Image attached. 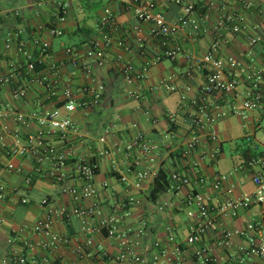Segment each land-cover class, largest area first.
<instances>
[{
	"label": "crops",
	"instance_id": "crops-1",
	"mask_svg": "<svg viewBox=\"0 0 264 264\" xmlns=\"http://www.w3.org/2000/svg\"><path fill=\"white\" fill-rule=\"evenodd\" d=\"M37 1L0 0V74L10 72L14 66L19 68L9 84L0 86V121L8 127L0 142V177L6 188L0 193V257L10 254L27 258L45 257L42 264H115L114 256L120 249V242L107 236L104 231H95L90 235L85 233L73 213L63 217L51 214L54 231L67 236L68 242L55 249L43 247L47 238L31 230L33 223L45 215L47 208L56 211L65 206L71 209L78 202L61 191V183L34 170L36 166L45 170V162L38 164L30 151L23 154L10 152V148L15 147L16 139L19 141L16 143L25 145L40 126L34 119L22 123L8 111L28 114L34 109L60 107L63 101L61 87L65 83L69 84L76 101L89 102L94 88L101 83L104 89L97 102L77 106L69 114L75 123V131L65 135H43L46 141L53 143L67 157L69 174L64 183L81 185V181L73 177V159L83 156L95 161L97 169L92 184L103 214L114 213L122 226L133 229L142 227V233L137 237L140 243L136 248L149 257L159 248L172 245L168 240L171 232L174 240L180 242L183 248L180 264H205L193 255V250L198 246L206 248L215 258L216 264H264V259L239 250L240 246L245 249L248 245L240 231L247 222L259 217L261 210L257 205L242 208L235 216L217 217L199 242L190 246L184 244L185 237L197 219L194 206H188L185 201L190 190L201 193L212 205L253 190L251 175L244 167L243 160L246 153L261 150L259 143L264 138V101L259 107L244 111L245 117H241L230 112L227 104L229 95H216L214 100L226 113L212 126L217 134L216 140H210L203 133L198 148L183 155L181 151L189 139L191 123L188 106L180 100L184 85L190 84L192 87L188 96L198 94L203 86L205 70L196 66L194 58H200L207 51L217 36L214 29L216 22L225 14L242 16L245 28L236 32L229 28L220 31L218 55L222 58L233 56L244 63L251 60L256 64L264 62V41L254 44L248 42V37L254 34L264 40V0H250L251 5L248 7L243 5L242 0H148L154 9L163 13L168 22L175 21L183 14L186 3H192L194 15L199 18L200 32L193 34L186 23L175 39V43L182 47L181 52L174 58L161 59L150 65L146 78H132L131 81L124 80L119 71L120 66L127 64L131 73L137 74L144 60L159 54L164 48L163 41H166L161 37L150 38L144 44V52H140L134 33L128 30L138 22L132 15L131 0H67L65 19L60 23L55 19L52 0L40 4ZM106 12L111 13L122 26L114 38H121L123 45L112 42L105 49L102 64L94 60L87 61V73L72 65L64 48L73 46L83 54L92 40L101 42L96 23ZM51 23L59 25L61 35L51 36L47 32L46 26ZM39 25L43 27L37 29ZM14 31H18V39L35 60L32 75L20 72L26 59L17 52L18 40L13 39L8 48L4 47L6 34ZM34 37L48 45L49 54L45 60L38 59ZM187 71L192 73L191 77L186 76ZM37 76H44L55 86L57 93L49 96L46 87L30 80ZM165 77L169 78V84L176 87L175 90L164 88L160 81ZM18 83L26 85L23 99L14 98L11 93ZM129 91L135 94L130 95ZM236 102L239 105L240 98ZM60 111L61 115L66 114L63 108ZM172 113L175 114L174 122L169 121ZM137 131L158 146L157 158L150 165L153 174L141 189L125 185L119 180L118 171L124 172L128 179H133L134 173L126 172L132 157L114 148ZM250 144L255 145V148L251 149ZM214 146H218L219 154L215 160H211L206 153ZM103 149H109L110 152L99 154ZM201 153L205 156L201 157ZM193 161L198 163L200 173L205 177L202 184L191 183L177 192L165 189L155 197H150L152 181L160 167L169 175L173 170L186 169ZM9 162L20 170L6 169ZM217 173L223 174L225 178L218 188H214L212 181ZM28 177L30 181L26 182ZM128 195H133L134 201L129 205L128 215L123 216L122 204ZM23 197L27 199L26 202L21 201ZM42 198L47 199V204H41ZM92 202L93 198H86L79 204L89 206ZM187 211L193 214L189 215ZM89 223L94 224V219ZM19 227L24 230L16 233ZM226 229L232 232L231 244L222 246L217 241ZM88 237H91V243L85 244ZM130 238L135 239V233ZM78 242L81 250L77 249ZM25 264L31 263L27 261Z\"/></svg>",
	"mask_w": 264,
	"mask_h": 264
},
{
	"label": "built area",
	"instance_id": "built-area-1",
	"mask_svg": "<svg viewBox=\"0 0 264 264\" xmlns=\"http://www.w3.org/2000/svg\"><path fill=\"white\" fill-rule=\"evenodd\" d=\"M46 0H38L37 3L45 2ZM55 5V19L57 23L64 21L65 14L68 8L67 0H52ZM245 7L251 5L250 0H242ZM130 8L132 15L137 19V23L132 25L130 29L137 41L140 52H144V44L150 38L161 37L163 38L164 48L157 55L144 60L141 70L137 74H132L129 66L124 64L120 66L119 71L126 81H131L132 78H146L147 70L150 65L165 58H174L181 52L182 47L179 43H175L177 32L183 28L186 23L190 31L197 35L200 32L199 18L194 15V5L190 2L186 3L183 8V14L180 15L175 21L168 22L165 20L163 13L154 9L148 0H131ZM51 23L46 26L47 32L51 36L62 34V29L58 24ZM43 25H39L37 29H41ZM225 28L236 32L245 28L242 16H234L232 14H225L219 17L214 29L217 36L211 41L207 51L200 58L195 59V64L198 68L205 70V82L201 87L198 94L188 96L192 91L190 84L183 86L180 91V100L188 106V115L191 123V133L189 139L185 142L181 153L183 155L196 150L199 146L200 135L205 133L208 138L215 141L217 134L212 128L213 124L226 113L220 108V105L214 100L218 94L224 93L229 95L227 104L230 112L233 114L245 117L244 111L259 107L264 101V62L256 64L251 60L249 63H244L242 60L233 56L222 58L218 55L219 35ZM96 30L101 38V42L92 40L85 52L79 53L76 47L66 46L64 48L65 54L71 58V63L74 67H79L85 72H89V64L87 61L94 60L98 64L104 61L105 49L115 42L117 45L122 46L121 38H114V35L122 30V26L115 20L111 13H104L96 23ZM18 31L7 33L4 40V47L8 48L12 40L16 42V49L19 54L25 57L26 61L21 69V73L32 75L34 71V59L28 50L24 47L22 41L18 39ZM249 44L263 42L264 40L260 35H250L248 37ZM33 44L38 49V59L45 60L48 57V45L42 42L38 37H34ZM192 60V59H191ZM19 68L12 67L10 72L0 74V86L9 84L11 79L17 75ZM20 74V73H19ZM187 77H191L190 71L186 72ZM39 84L46 87L49 96H54L57 89L52 83L48 82L44 76H37L31 78ZM161 84L166 90H175L173 84H169V78L161 79ZM104 89L103 84H98L93 91V95L89 102H78L75 99L74 93L68 83L61 87V96L63 101L60 107L54 106L51 109L40 110L34 109L28 114L22 112H11L14 119L27 123L29 119H34L38 122L40 129L37 130L35 136L28 138L29 142L26 144H19L18 139L15 141V147L10 148V152L23 154L25 152L31 153L36 162H45L47 167L45 170L39 169L38 166L34 170L48 179L61 183V191L70 195L73 201L78 204L71 209L65 206L60 207L58 210L47 208L43 217L39 218L31 226V230L35 233L43 234L47 240L43 244L44 248L55 249L58 246L68 242V237L54 231L53 217L51 214H57L63 217L73 213L79 219L81 230L87 234L95 231H104V233L117 239L120 242V249L114 256L115 264H180L183 259V248L180 242L174 240L173 234L170 232L168 240L171 241V246H164L157 250V252L149 257L144 253L137 250L140 240L137 238L142 233V227L136 229L127 225H121L120 220L117 219L114 213L103 214L102 205L97 201L96 190L92 184V180L97 169V163L88 157L78 156L72 160L73 177L81 181V185L76 186L72 184H65L64 181L68 176V161L65 154L57 149V147L45 140L43 135L46 133H59L65 135L69 132L75 131V123L69 114L76 109L77 106H86L87 104L95 103L99 100L100 95ZM11 93L14 98L23 99L26 95V85L16 84ZM130 95H134L133 91H129ZM240 98V104H237V99ZM60 108L66 112L61 115ZM2 113L0 111V117ZM175 114L169 115V121L174 122ZM8 131L7 125L0 121V142L4 138L5 132ZM248 138V136H246ZM103 138H100L102 140ZM262 147L261 150L251 153L243 160L244 167L250 172L253 190L245 192L239 196L228 198L225 201L217 204H210L206 198L198 191L190 190L186 195V204L194 206L197 213V219L192 224L189 233L184 239L185 245H193L200 241L202 235L213 224L217 217L235 216L242 208H247L252 205H257L260 208V215L247 222L245 228L240 231L248 241V245L239 247V250H244L250 255L264 259V138L259 143ZM251 149L255 145H249ZM116 150H121L127 157L131 158V163L128 165L126 172H133V179H128L124 172H119V180L125 185L132 186L136 189H141L143 183L151 178L153 171L150 165L156 160L158 155V146L148 139L142 132L137 131L133 133L123 144L114 146ZM109 149L99 151V154L109 153ZM219 154L218 146H214L206 153V156L215 160ZM201 157L205 154L201 153ZM115 168V165H113ZM8 170L19 171V167L9 162L6 165ZM225 176L223 174H215L212 181V186L218 188ZM29 177L26 182H29ZM205 177L200 173L197 162H192L186 169L173 170L168 175V184L166 190L177 192L181 188L191 183L196 185L202 184ZM4 183L0 177V193L5 191ZM93 198V202L89 206L79 204V201ZM22 202L27 199L23 197ZM134 201L133 195H128L122 204V214L127 216L129 213V205ZM41 204H47V199L42 198ZM192 215V211H187ZM94 219V224L89 221ZM169 229V228H168ZM23 227H19L16 233L23 231ZM135 233L136 238L131 239L130 236ZM232 232L229 229L223 230L217 243L222 246H229L231 244ZM10 239H8L9 241ZM91 243V237H88L85 244ZM81 244L78 242L77 249L81 250ZM194 257L205 264H216L215 258L204 247L198 246L193 250ZM46 258H29L23 255L10 254L0 257L1 264H25L29 261L31 264H42ZM241 261V258L240 260Z\"/></svg>",
	"mask_w": 264,
	"mask_h": 264
},
{
	"label": "trees",
	"instance_id": "trees-1",
	"mask_svg": "<svg viewBox=\"0 0 264 264\" xmlns=\"http://www.w3.org/2000/svg\"><path fill=\"white\" fill-rule=\"evenodd\" d=\"M247 155L248 154L246 153L245 158L247 157ZM167 184H168V175L164 170V168L160 167L153 178L149 193L150 197L153 198L162 191H164L166 189Z\"/></svg>",
	"mask_w": 264,
	"mask_h": 264
}]
</instances>
